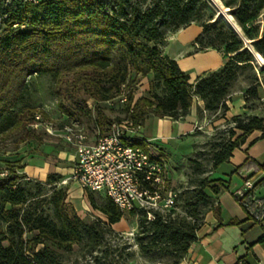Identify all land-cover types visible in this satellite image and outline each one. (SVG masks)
<instances>
[{
  "label": "trees",
  "instance_id": "obj_1",
  "mask_svg": "<svg viewBox=\"0 0 264 264\" xmlns=\"http://www.w3.org/2000/svg\"><path fill=\"white\" fill-rule=\"evenodd\" d=\"M5 1L0 0V142L13 132L22 135L19 143L35 139L32 129L36 113L50 121L42 108L30 102V82L35 77L51 80L50 94L61 116L57 127L76 120L82 126L91 124L103 136L112 122L102 112V105L116 107L124 118L140 125L149 116L182 119L194 97L204 102L209 113L225 110L239 72L251 67L253 53L264 56V27L258 37L256 24L264 11V0H219L230 10L244 39L216 19L208 0H49L37 5L11 1L5 5ZM192 23H201V32L192 43L195 53L210 48L221 51L225 58L219 71L195 85L163 52L166 34ZM144 78L150 83L149 98L132 102L129 95L128 102L121 105L118 96L122 88L132 91ZM246 93L255 95V89ZM101 120L108 128H102ZM232 122L240 134L228 143L214 144L213 170L227 162L232 151L252 133L264 137L262 118L233 117ZM128 144L146 149L139 134ZM191 163L194 172L205 173L196 160ZM4 166L10 174L0 182V264H63L73 246L82 243L86 253L95 251L100 234L94 224L84 225L68 203L66 186L54 190L45 202L40 199L41 182H24L26 175L17 173L19 168L11 163ZM259 168L264 169V165ZM55 183L48 174L45 185ZM225 187L224 180L197 179L196 190L183 200L185 214L180 218L174 213L177 201L169 212H156L153 221H147L141 210L128 212L138 217L136 241L141 255H155L165 261L157 264H179L197 240L203 222L197 223L201 218L196 208L211 205L218 212L215 200ZM87 200L109 225L124 216L107 198L97 205L89 192Z\"/></svg>",
  "mask_w": 264,
  "mask_h": 264
},
{
  "label": "rangeland",
  "instance_id": "obj_2",
  "mask_svg": "<svg viewBox=\"0 0 264 264\" xmlns=\"http://www.w3.org/2000/svg\"><path fill=\"white\" fill-rule=\"evenodd\" d=\"M208 1L211 9L216 13V19H221L227 27L244 39L241 28L234 23L230 15V10L225 9L219 0ZM4 4L7 5L8 2L5 1ZM256 24L259 26L258 37H260L262 27H264V11H262L261 15L258 17ZM191 25L193 28H198L199 33L201 32V23H192ZM169 35L170 33H167L166 37ZM189 35L190 33L182 35L179 38L180 43H186L189 39ZM175 43L176 42L172 43V46H174ZM247 43L250 44L251 41H247ZM210 50L213 49H203L196 53H204ZM214 51L224 56L221 51ZM250 51L253 53L252 50ZM194 53L195 50L193 49L189 54ZM50 87L51 80L47 77H35L31 79L30 102L32 105L42 108L48 114L50 120L56 125L61 119V116L56 108L55 100L50 94ZM249 88L255 89V95L246 93ZM226 101H228V103H225V110L221 109L215 113L206 111V120L195 128L193 140L190 139L188 143L182 145L180 149L171 151V156H163L169 175L168 186L177 193L178 207H176L174 211L176 217L180 218L184 216L185 210L183 211L182 208L183 200L185 197L191 196L193 194L192 192L196 190L197 179L206 177L208 180H213L222 176V171H213L212 169V148L215 143H228L230 140H233L235 136L240 134V132L234 128L232 118L240 117L247 120L252 117H258L264 119V56L253 53L251 67L239 72L237 79L231 85ZM101 109L112 123L124 118V115L116 107L111 109L108 106L102 105ZM101 122L103 129L108 128L104 121L101 120ZM33 126L32 132L35 135V139L26 141L27 144L28 141H31L35 145L31 153L33 155L43 156L46 161L51 163L50 167H53L52 164L57 165L63 172V175L53 172L49 173L52 174L56 180L54 185H45L46 180L40 183L44 186L40 199L46 202L54 190L65 187L61 184V181L69 178L70 175H68L66 171L71 162H68L66 159L58 160L52 155L44 154V150H46L45 147L52 145L57 150L60 149L62 151H71V149H69L68 145H66L62 139L49 136L41 128H35L36 125ZM83 129L87 136V140L91 143L100 136V132L89 123H83ZM232 133L234 134L233 137ZM21 136L20 133L13 132L7 134V137H4V140L0 142V158L12 157L13 153L24 145L22 143L25 142H18ZM189 147H191V150H189ZM192 160H196L201 165L200 170L205 172L203 175L193 171ZM3 165H5V163L0 161V166ZM15 167L19 168L18 166ZM18 171L20 172L19 169ZM24 182L34 184L39 181L26 177ZM66 187L68 190V203L74 208L84 225H95V230L99 232L100 236L98 238L99 246L92 254H88L84 251L83 243L75 245L72 251L64 256L63 264H157L159 262H165L155 255L148 257L141 255L136 241V234L138 232V217L136 215L131 216L124 213L120 222L109 225L107 218L101 212L90 206L87 200V194L89 192L75 187L71 181H68ZM205 192L210 194L208 190H205ZM92 197L97 205H102L105 201V198L97 193H92ZM191 203H194V200H192ZM196 210L198 218H201L197 221V223L200 224L210 212L214 211V208L213 206L211 207V205L204 209L198 206ZM202 211L205 213H202Z\"/></svg>",
  "mask_w": 264,
  "mask_h": 264
},
{
  "label": "crops",
  "instance_id": "obj_3",
  "mask_svg": "<svg viewBox=\"0 0 264 264\" xmlns=\"http://www.w3.org/2000/svg\"><path fill=\"white\" fill-rule=\"evenodd\" d=\"M186 33H190L188 41L180 43L179 38ZM198 34V28L189 25L167 36L163 49L164 54L175 60L179 69L189 75V82L193 85L199 79L219 71L225 64L224 56L214 50L189 54L193 50L192 43ZM174 42L176 43L172 46ZM149 90V80L144 78L136 87L133 102L140 97L149 98ZM205 115L204 102L194 97L185 117L171 120L149 116L141 125L139 136L150 144L154 153L164 159L163 156H171V151L178 150L190 139L193 140L194 130L206 120ZM22 144L24 145L19 147L12 157L0 158V161L18 166L20 173L39 182L45 181L47 175L52 172L63 175L59 166L52 164L53 167H50L51 163L43 156L31 153L35 148L31 141ZM68 147L71 151L57 150L49 145L45 147L44 154L71 162L66 171L70 175L76 155L74 149L70 145ZM261 165H264V137H260L259 132H254L247 137L245 143L232 151L227 162L213 170L222 171V176L214 180L226 182L225 189L215 200L218 212H210L205 217L198 230L197 240L190 245L179 264H264V240L259 241L264 237V206L258 209L259 219L254 220L235 200L236 191L246 180L252 182L254 186L264 180V169L259 168ZM72 184L79 188L76 183ZM252 198L264 205V181L254 187Z\"/></svg>",
  "mask_w": 264,
  "mask_h": 264
},
{
  "label": "built area",
  "instance_id": "obj_4",
  "mask_svg": "<svg viewBox=\"0 0 264 264\" xmlns=\"http://www.w3.org/2000/svg\"><path fill=\"white\" fill-rule=\"evenodd\" d=\"M9 1L37 5L49 0ZM135 90L122 88L118 96L119 103L126 104L129 95L133 102ZM34 120L35 125L42 127L46 134L60 137L75 151L72 171L68 179L61 181L62 185L68 181L74 182L83 191L107 198L124 213L141 210L147 221H153L156 212L164 214L174 209L177 193L168 186L166 163L152 151L149 143L146 142V149L128 144L141 131V125L135 124L129 117L113 122L107 133L92 143L87 140L82 124L76 120L60 128L51 120L43 119L39 113L34 115ZM9 174L7 166H0V182L6 180ZM253 189L254 184L246 180L236 191L235 200L241 208L253 215L254 220H258V209L264 205L252 198Z\"/></svg>",
  "mask_w": 264,
  "mask_h": 264
}]
</instances>
